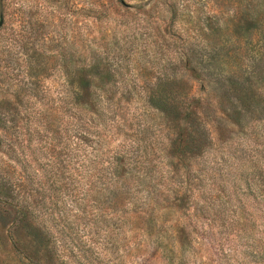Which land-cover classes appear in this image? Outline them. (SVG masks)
Masks as SVG:
<instances>
[{
    "label": "rangeland",
    "instance_id": "1",
    "mask_svg": "<svg viewBox=\"0 0 264 264\" xmlns=\"http://www.w3.org/2000/svg\"><path fill=\"white\" fill-rule=\"evenodd\" d=\"M248 26L264 0H0V264H264V83L239 124L183 67ZM160 92L209 101L200 156Z\"/></svg>",
    "mask_w": 264,
    "mask_h": 264
},
{
    "label": "trees",
    "instance_id": "2",
    "mask_svg": "<svg viewBox=\"0 0 264 264\" xmlns=\"http://www.w3.org/2000/svg\"><path fill=\"white\" fill-rule=\"evenodd\" d=\"M225 31L228 33V30ZM257 31L252 26L233 30L229 42L232 40L235 44L242 40L245 51H241L235 46L225 49L229 42L226 43L213 34L211 38V34L207 32L213 33V30L202 28L197 36L205 44L207 54H193L192 58L188 56L183 64L185 71L196 75L202 84L206 85L208 88L206 90H209L210 94L224 99L228 106L220 108L222 113L228 120L239 124L243 123L247 113L255 111L258 104L257 101L254 104H251V100L247 102L248 94L251 93L250 80L264 83V32ZM256 33L259 36L258 40L255 38ZM202 71L208 73L202 74ZM86 97H91L88 92L84 98L79 93L74 94V107L81 108L89 103ZM175 98L173 93H150L146 95V103L163 115L173 131L169 148L171 156L178 158L200 156L210 143L208 123L205 122V119L209 120L211 117L207 108L209 101L202 105L205 99L201 96L196 99L187 94L184 98L187 103L184 102L181 106L175 102ZM227 111H230V114L225 113ZM259 113L263 117L264 112ZM199 115H202L205 124L199 120ZM233 115L236 117L235 120Z\"/></svg>",
    "mask_w": 264,
    "mask_h": 264
}]
</instances>
